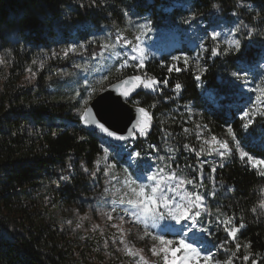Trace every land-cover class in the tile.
<instances>
[{
  "label": "trees",
  "instance_id": "16d2710c",
  "mask_svg": "<svg viewBox=\"0 0 264 264\" xmlns=\"http://www.w3.org/2000/svg\"><path fill=\"white\" fill-rule=\"evenodd\" d=\"M168 1L0 0V53L6 55L0 66V264H117L125 257L136 261V256H125L111 246L105 258V252L97 247L102 238H78L56 218V212L66 209L83 212L100 189L99 180L91 178L90 173L101 153V134L82 128L80 119L66 102L55 99L51 89L57 73L72 69L70 59L59 51L48 54L33 83L25 82L24 76L39 54L57 51L69 44L73 35L87 38L88 23L94 27L100 21L118 24L123 20L120 10L124 7L138 14L153 13L160 12ZM240 1L252 3L258 22H264V0ZM235 2L191 0L195 8L204 11L217 7L221 13L233 8ZM151 20L159 25L157 18ZM85 42L79 57L91 56L101 48L94 36ZM252 47L253 42H243L236 55L235 51L216 50L218 54L212 60L206 53L202 62L206 68L199 70L206 88H217V96L231 90L226 77L236 69V59L245 63L254 59L252 53L256 50ZM195 48L184 44L177 53H189ZM172 57L160 55L147 61L146 77L167 80L168 89L180 83L181 101L199 96L204 103L202 119L213 134L225 137L226 126L230 125L241 135L238 120L226 117L223 110H215L201 96L193 64L185 67L175 62L168 69L174 61ZM168 89L164 93H170ZM164 93L148 94L140 88L131 98L138 99L135 105L150 114L145 136L152 143L166 138L179 140L183 134L181 116L171 110L169 102L161 101ZM104 137L109 144H116ZM241 145L249 154L264 159V147L250 139ZM191 161L192 181L203 189L211 207L220 209L216 215L226 220V237L249 253H236L234 264H264V215L256 210L264 177L234 154L214 169L200 164L195 154ZM209 231L217 245L222 242L218 231ZM228 231L233 234L231 238ZM225 247L224 252L216 249V256L224 259L230 251L229 246Z\"/></svg>",
  "mask_w": 264,
  "mask_h": 264
},
{
  "label": "rangeland",
  "instance_id": "374dc122",
  "mask_svg": "<svg viewBox=\"0 0 264 264\" xmlns=\"http://www.w3.org/2000/svg\"><path fill=\"white\" fill-rule=\"evenodd\" d=\"M127 8L120 10L123 15L120 23L107 25L100 21L97 27L86 23L89 30L87 38L73 35L69 44L57 51L39 54L37 62L25 70V82L33 83L43 60L48 54L54 55L59 51L70 59L72 69L56 74L51 83L53 96L57 101L66 102L80 119L88 102L100 90L129 74L138 78L145 93H164L168 85L146 77L144 69L147 61L160 55L171 54L174 56L172 59L179 57L178 60L173 59L168 69L177 62L185 67L193 64L195 69L201 70L206 53L210 60L216 57V50L235 51L236 55L239 42H253L252 48L256 50L252 53L254 59L246 63L236 59V69L226 78L234 88L251 92V98L261 101L264 96V22H258L259 15L252 3L236 0L233 8L223 13L217 7L202 11L195 8L191 0H169L160 12L153 13L138 14ZM193 14L197 19H192ZM154 17L159 20V25L152 22ZM213 31L219 35L216 39L211 35ZM92 36L101 48L91 56L79 57L87 45L85 41ZM184 44L196 47L195 51L178 55V49ZM4 56L0 53V66L6 60ZM236 72L242 75L237 76ZM244 72L248 73L247 79ZM154 83L152 88H148ZM174 86L168 89L170 93H164L161 101L169 102L171 110L181 116L184 123L182 138H166L159 143L148 141L145 135L149 130V117L143 123V133L135 134L130 141L111 145L108 139L99 135L101 153L93 161L90 175L99 180L100 189L83 212L72 208L56 212L57 221L78 238H102L97 247L105 252V258L109 256L108 246L125 256L137 257L134 262L125 257L117 264H211L210 257L204 256L209 252L213 254L212 264H234L236 253L243 256L249 253L245 247L232 244L226 237V220L216 215L220 209L212 208L203 189L192 181L193 168L190 165L192 154L197 153H200L197 155L199 163L226 160L229 156L225 155L221 139L212 135L223 136L213 134L203 125L200 110L204 103L200 97L181 101L178 99L181 90L176 91ZM137 101L130 100L133 104ZM261 108L253 105L248 110L249 114ZM255 114L252 133L264 124V109ZM228 130L223 137L227 141L236 137V143L241 144L245 140L242 130L241 135L234 130L235 137ZM236 145L229 143L232 154L264 177L262 164L249 163L242 153L239 156L243 149ZM134 151L141 153V160L137 163L133 157V167L129 168V153ZM150 196L155 199L150 200ZM256 210L264 215V188L260 190ZM156 215L162 219L154 222L152 217ZM180 222L184 224L182 232ZM210 228L219 233L218 240L222 242L218 245L210 234ZM228 232L231 238L233 234ZM226 245L230 250L228 255L224 259L216 256V249L224 252ZM180 249L183 251L176 254Z\"/></svg>",
  "mask_w": 264,
  "mask_h": 264
},
{
  "label": "water",
  "instance_id": "95a60500",
  "mask_svg": "<svg viewBox=\"0 0 264 264\" xmlns=\"http://www.w3.org/2000/svg\"><path fill=\"white\" fill-rule=\"evenodd\" d=\"M139 90V80L134 74L111 82L88 102L79 120L80 126L97 131L116 144L125 142L123 140L127 138L126 141L132 140L135 134L143 133V123L148 117L150 119L145 108L130 102ZM129 117H132V127L127 130Z\"/></svg>",
  "mask_w": 264,
  "mask_h": 264
},
{
  "label": "built area",
  "instance_id": "2783aa9c",
  "mask_svg": "<svg viewBox=\"0 0 264 264\" xmlns=\"http://www.w3.org/2000/svg\"><path fill=\"white\" fill-rule=\"evenodd\" d=\"M207 59L210 60L209 57H207ZM205 68L206 67L203 66V68L201 70H204ZM196 75H200L201 76V72L199 70H197V69H196L195 76ZM195 81L198 84V87H199L200 92H201V96L204 97V100L206 101L207 104H210L217 111L223 110V114L226 117H232L233 119H236V120L239 121L240 129L243 132L242 138H245V140L246 139H250L253 142H255L257 145H259L261 147H264V126L262 125L261 128H259L254 133H252V130H251L252 127L255 125L254 124L255 117H256L255 113H257V112H259L261 110L263 112V109H264V96L262 98H260L261 101H256L255 98H251L252 97L251 92H243L239 87L234 88L232 83L230 85V82H228L227 87L231 88V90H228V92L221 93V94H219V96H217V93H219L217 88H206L205 82L202 81V79L199 80L198 77H197V79H195ZM244 97H246V98H244ZM240 101H241L242 107H240V104H239ZM243 101H246V104ZM221 102H223V104ZM253 105H255V106L260 105L262 108H261V110H258L255 113L250 115L248 110L250 108H252ZM244 113H247L248 115L244 116ZM250 121H251V123H250ZM202 122H203V125L207 128L208 126L204 122L203 119H202ZM244 125H249V126L247 128H245ZM226 127H227V129H229L231 126L228 125ZM212 136L214 138L216 137V138L221 139L220 143L222 145H224V147H222V148L225 150V153H226L225 155L230 157L232 155L233 149L230 150L228 148V145H229V143L230 144H232V143L233 144L234 143L237 144L235 139L232 138L231 140H229L231 142H229L223 137L215 136V135H212ZM240 147L242 148L241 144H240ZM253 157H255V156H253ZM255 158L256 159H261V158H258V157H255ZM226 160L220 161V162L215 161L214 163H209V162L206 161L205 163H201L200 162V164L208 165L211 169H214L216 166H218L219 164L225 162ZM262 167H264V163H262ZM193 189H197V188L194 187Z\"/></svg>",
  "mask_w": 264,
  "mask_h": 264
},
{
  "label": "snow or ice",
  "instance_id": "6c2138e0",
  "mask_svg": "<svg viewBox=\"0 0 264 264\" xmlns=\"http://www.w3.org/2000/svg\"><path fill=\"white\" fill-rule=\"evenodd\" d=\"M192 19L193 20H195V19H197V17L195 16V14H193V16H192ZM186 23H190V21H185ZM211 35H212V37L213 38H217L219 35L217 34V32L216 31H213L212 33H211ZM249 38H251V36H249ZM242 48V42H239V47L237 48V52L240 50ZM65 54H67V53H65ZM217 54H218V52H217ZM174 60H178L179 59V57H175V58H173ZM185 62H187V57L185 56ZM177 71H179V69H176ZM236 74H237V76H239V75H242L240 72H236ZM243 76H244V78L245 79H247V76H248V73L247 72H244L243 73ZM197 77L199 78V80L201 79V76L200 75H196L194 78L195 79H197ZM235 77V76H234ZM236 78V77H235ZM156 81V80H155ZM156 83H157V81H156ZM156 83H154V84H152L150 87H148V88H152ZM167 83H168V81L167 80H165L164 81V84L165 85H167ZM175 90L176 91H179V90H181V84L180 83H176L175 84ZM127 97H129V96H127ZM248 114L247 113H244V116H247ZM131 120H132V117H129V126H126L127 127V130L129 129V128H131L132 126H130L131 125ZM250 123H251V121H250ZM249 125H244V127L245 128H247ZM229 132L231 133V134H233V136L235 137V134L233 133V129L230 127L229 128ZM122 136H125V135H122ZM128 139V138H127ZM127 139H125V140H123V141H126ZM235 139H236V137H235ZM228 147H229V145H228ZM236 147H239L240 148V144H239V142L237 143V145H236ZM241 153L243 154V158H246L247 159V161L249 162V163H251V164H256V165H258V164H262V163H264V159H255L253 156H251L248 152H246V151H244V150H240V152H239V156L241 155ZM135 154V155H134ZM197 155H200V153H197ZM221 155V154H220ZM221 156H223V155H221ZM135 158V161L137 162V163H139L140 162V160H141V153L139 152V151H134L133 153H129V168H132L133 167V163H132V158ZM249 157H252V160L251 161H249ZM69 167H71V165H69ZM253 168H255V167H253ZM147 179H148V177H147ZM149 199L150 200H154L155 199V197H152V196H150L149 197ZM151 206H149V208H150ZM153 218V220H154V222L155 221H159V220H161L162 218L159 216V215H156V216H153L152 217ZM181 222H184V221H181ZM180 222V231L182 232V230H183V227H184V224L183 223H181ZM197 223H198V219H197ZM241 228L242 227H244V225H241L240 226ZM192 230H194V229H192ZM184 243L186 244L187 242L186 241H184ZM174 246V245H173ZM170 250V249H169ZM183 251V249H180L179 251H177V253L176 254H178V253H181ZM178 256V255H177ZM204 256H209L210 257V261H211V264H212V259H213V254L212 253H208V254H206V255H204ZM202 259H203V257H202Z\"/></svg>",
  "mask_w": 264,
  "mask_h": 264
},
{
  "label": "bare ground",
  "instance_id": "6f19581e",
  "mask_svg": "<svg viewBox=\"0 0 264 264\" xmlns=\"http://www.w3.org/2000/svg\"><path fill=\"white\" fill-rule=\"evenodd\" d=\"M244 98H246V97H244ZM243 102H245V104H246V101H243ZM240 105H241V101H240V103H239ZM242 106V105H241Z\"/></svg>",
  "mask_w": 264,
  "mask_h": 264
}]
</instances>
